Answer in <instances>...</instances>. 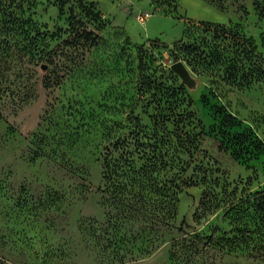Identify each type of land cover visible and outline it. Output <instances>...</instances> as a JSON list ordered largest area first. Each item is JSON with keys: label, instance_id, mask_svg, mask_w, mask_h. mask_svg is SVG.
Wrapping results in <instances>:
<instances>
[{"label": "rangeland", "instance_id": "1", "mask_svg": "<svg viewBox=\"0 0 264 264\" xmlns=\"http://www.w3.org/2000/svg\"><path fill=\"white\" fill-rule=\"evenodd\" d=\"M87 1L104 21L100 45L58 85L43 86L49 73L38 71L34 91L25 88L33 96L23 101L17 90L6 91L0 60V264H264V252L251 256L214 243L231 228L227 208L264 185V83L214 93L207 77L187 67L189 86L171 68L174 44L193 22L236 23L261 49L263 21L254 0H222L221 7L208 0ZM28 13L57 41L74 36L58 0H38ZM0 41L3 56L4 36ZM147 66L164 82L184 85L206 133L180 177L175 216L139 233L144 239H132L119 262L114 250L98 248L92 233L108 219L98 189L101 157L110 145L108 129L130 127L134 115L150 124L141 108L131 112L140 102L139 70Z\"/></svg>", "mask_w": 264, "mask_h": 264}, {"label": "trees", "instance_id": "2", "mask_svg": "<svg viewBox=\"0 0 264 264\" xmlns=\"http://www.w3.org/2000/svg\"><path fill=\"white\" fill-rule=\"evenodd\" d=\"M208 1L222 6V0ZM37 2L0 0V36H4L5 45L0 60L9 81L6 91L17 90L23 101L33 96L25 88L31 84L34 91L38 71L53 74L42 77L43 86L51 87L61 82L78 59V65H82L86 53L100 45L97 31L104 24L93 2L58 0L62 12L67 10L68 29L74 36L57 41L60 38L52 36L28 13ZM253 6L263 21L261 49L236 23L198 21L188 25L174 44V60H182L194 73L207 77L214 93L225 87L244 89L264 83V0H254ZM54 41L56 50L51 52L49 47ZM73 53L76 58L71 61ZM61 56L64 59L58 58ZM11 76L19 81L9 80ZM162 79L156 67L139 70L136 91L140 102L131 112L141 108L150 124L134 115L130 127L118 123L115 129H108L110 145L104 147L101 157L103 184L98 189L108 201V219L93 227L92 233L98 248L105 253L114 250L119 262L130 253L132 239H144L145 235L139 233L175 216L180 177L206 133L200 118L190 109L191 99L184 85L168 84ZM22 84L24 91L17 87ZM158 206L163 212L160 217L155 212ZM225 215L231 228L214 243L228 250H245L251 256H256L253 252H264V185L239 198ZM207 240L211 244L213 236Z\"/></svg>", "mask_w": 264, "mask_h": 264}, {"label": "water", "instance_id": "3", "mask_svg": "<svg viewBox=\"0 0 264 264\" xmlns=\"http://www.w3.org/2000/svg\"><path fill=\"white\" fill-rule=\"evenodd\" d=\"M171 68L179 75L182 82L185 84L191 86L194 83V79L192 78L189 69L182 60L174 61L171 64Z\"/></svg>", "mask_w": 264, "mask_h": 264}]
</instances>
